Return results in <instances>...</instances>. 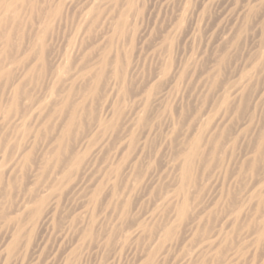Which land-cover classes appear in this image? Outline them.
I'll return each mask as SVG.
<instances>
[{
    "label": "rangeland",
    "instance_id": "obj_1",
    "mask_svg": "<svg viewBox=\"0 0 264 264\" xmlns=\"http://www.w3.org/2000/svg\"><path fill=\"white\" fill-rule=\"evenodd\" d=\"M30 1L0 33V264H264V0Z\"/></svg>",
    "mask_w": 264,
    "mask_h": 264
},
{
    "label": "bare ground",
    "instance_id": "obj_2",
    "mask_svg": "<svg viewBox=\"0 0 264 264\" xmlns=\"http://www.w3.org/2000/svg\"><path fill=\"white\" fill-rule=\"evenodd\" d=\"M19 2H21V3H20V8L18 9L17 7H15L16 5L14 3V0H0V33L2 32V30L4 29V27L6 26L7 23L10 24V23L16 22L18 20V18L20 17L21 10H23V9L24 10L31 9V11L34 10V8H33L34 6L31 5L32 2L30 0H19ZM46 20H48V18H46ZM43 26H44V30H43L42 34L40 36H38L40 42H44V39H45L47 33L50 30V25H49V23H46V21H45V23H44ZM5 39H6V42L9 43V37H8V35L5 36ZM102 63L105 64V61H103ZM32 72H33V69H28L27 70V73L24 76L26 77L27 75H29ZM4 76H6V73L2 69H0V78H3ZM20 87L21 86H15L13 88V90H12V98H11V107L12 108L15 107V105L17 103V100L19 99V95H20V91H21L20 90ZM238 89H239V87H238ZM77 111H78L77 109L74 110V111H72V114L69 117L68 123H67L66 127L64 128V130L61 133L62 137H60V142H62V139L61 138H64L63 136H65L67 134V132L70 130L71 126L75 123L76 118H75V115L74 114ZM200 140H201L200 138H198L197 140H195L190 145V147L188 148V150L183 154L182 167H181V183H180V187H179V192L182 193V194L185 192L186 187L188 185V182L190 181V178H191V175H192L193 160H195L196 158H198V151L200 149V142H201ZM185 207H186V200L184 198V200H183V208H185ZM168 236H169V233H165V239H167ZM195 254H197V252ZM195 256L196 255H194L193 257H195Z\"/></svg>",
    "mask_w": 264,
    "mask_h": 264
}]
</instances>
